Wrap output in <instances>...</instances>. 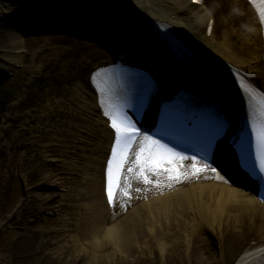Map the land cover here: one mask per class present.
Masks as SVG:
<instances>
[{
  "label": "bare ground",
  "instance_id": "6f19581e",
  "mask_svg": "<svg viewBox=\"0 0 264 264\" xmlns=\"http://www.w3.org/2000/svg\"><path fill=\"white\" fill-rule=\"evenodd\" d=\"M43 1L0 0V78L16 70L20 63L26 66L25 62L28 63L27 67L34 70L39 64L45 68L51 58L59 60L56 64L57 68L62 69L70 65L72 50L62 47L64 38L51 39L50 43L35 51L26 48L27 51L23 55L24 37L17 31L16 23L13 25L10 23L18 13L25 10L37 15L36 25H40V18H43V23H47L48 28L55 25L56 30L60 25L63 26V31L69 33L75 32L76 25L88 26L89 29L94 27L96 33L92 36L96 37V40L97 38L103 40V44L114 45V51H117L114 54L125 52L137 57L143 53L135 45L132 46L131 41L129 42L124 35H121L117 26L112 23V18H106L105 12L99 16L92 9L84 10L79 7L60 9L57 4L53 5L58 0H48L50 4ZM99 1L106 2V0H91L90 4ZM115 1L131 25L142 30L161 48L168 69L165 71L158 69L160 72H156L149 68L160 83L167 84L173 75H180L182 70L165 43L151 27H148L149 22L167 26L205 55L222 64L240 69L255 84L264 89L263 28L256 9L246 0H220L218 5L208 8L207 11L203 10V6L200 8L192 4V0ZM211 20L214 22L211 23ZM72 24L75 27L70 30L69 27ZM211 24L213 30L209 34L207 30ZM25 44H27L26 41ZM87 47L89 45H86ZM106 54L110 58L106 64L115 62L114 54L110 52ZM125 63L132 64L128 61ZM73 100L76 109L83 113L84 119L71 159L73 162L78 160L87 162L89 166L87 182L94 190L95 196L99 198L101 206H96L88 218H82L76 222L75 227L63 239L68 245L67 250L52 256L46 248L60 243L57 235L59 231L42 230L37 227V223L44 218L46 212H61L60 206L56 207V203L57 199L62 197L61 187L67 183L58 176L50 179L51 175L48 174L45 166L43 169L45 182L42 185L49 184L53 189L50 191L36 189L32 192L26 190V193H31L37 199L41 212L34 216L21 236L20 246L23 248L18 252L20 264L127 263L126 258L130 254L144 253L145 249L138 244L152 241L154 229L160 228L164 219L168 220L170 228H174L180 226L181 221L188 225L189 215L193 216V221L198 226L192 225L187 229L191 234V245L187 250L193 264H239L249 252L264 247V201L256 197L252 191L264 186V174L252 175L249 172L248 159L244 155H239L236 150L242 142L241 134L244 128L253 130V139L259 141L257 135L259 128L258 125L251 123L250 107L236 109L227 131V142L223 147H218L219 152L216 150L217 159L204 161L173 149L185 157L183 160H178L176 165L181 173L178 180L170 179L164 172L149 174L150 182L143 181L140 192H136L135 187L129 186L128 183V178H131L134 173L126 171L127 167L133 165L131 163L126 165L113 207L117 210L123 203L122 210L125 209L127 216L124 217L123 222L115 224L114 215H111V203L105 192L104 175L106 159L114 140L113 132L101 116L96 94L88 78L77 83ZM153 114L151 109L147 112L142 123L144 131L141 141L137 145L143 144L144 136L153 138V135L148 132L152 129ZM160 143L165 144L161 141ZM19 149L29 151L30 146L20 144L16 151ZM137 150L139 151V147L136 148ZM228 156L231 157L229 167L226 165ZM23 157H19L17 163L16 152L6 153L3 146H0V212L10 208L13 200L15 164L17 163V167L21 170L22 163L25 161ZM45 157L47 164L57 160V157L51 156L50 152H47ZM206 165L208 167H205ZM194 166L201 171H195ZM212 169L219 170L217 174H214ZM19 173L21 174V171ZM25 179L26 182H30L32 176ZM67 193L72 192L68 190ZM28 197L25 196L20 201L18 208L11 212L10 216L20 215ZM142 209L145 214H148L147 219L137 221V226L142 229L133 230V236H131L130 228H135L132 219L134 215L139 214L140 210L142 212ZM176 210H180L184 216L179 217ZM153 211L158 213V220L151 215ZM45 224L50 225V222L47 221ZM215 234H219V237L223 236V244L221 242L219 245L218 255L214 259L205 258L202 247L207 242L205 238L212 240L214 238L212 235ZM129 235L131 238L126 239ZM154 243L157 254L167 259L168 251L162 249L159 242ZM177 249L183 251L181 243ZM142 260L143 258H139L137 263H142ZM259 262L264 264V253L259 257Z\"/></svg>",
  "mask_w": 264,
  "mask_h": 264
},
{
  "label": "rangeland",
  "instance_id": "374dc122",
  "mask_svg": "<svg viewBox=\"0 0 264 264\" xmlns=\"http://www.w3.org/2000/svg\"><path fill=\"white\" fill-rule=\"evenodd\" d=\"M80 1L58 0L53 5L59 4L76 8L82 5ZM43 2L46 3V1ZM219 3L220 0H206L205 7L211 8ZM46 4L50 3L47 2ZM35 17L37 16L30 18L25 14H19L10 24L20 23L22 26H29L28 31H32L33 25L36 26V24L31 23V21L35 22ZM56 29L55 27L48 28L47 23H43V20L40 21L37 30L47 31L48 35L24 38L22 47L24 51H26L25 47L35 51L50 43L51 39L65 37L68 40L63 43V47H70L74 50L70 59L72 60L70 67L66 69L57 68L58 59L48 61L43 71L38 70L41 65H38L37 70H34L30 67L23 68V64H19L16 71L10 73L7 78L0 80V82H3L0 84V146H3L6 153L16 152L17 163L19 157L26 153L25 150L16 151L17 146L20 144H29L31 146L26 156H24L25 161L21 167V174L17 168V163L15 164V182L12 186L13 200L10 208L0 212V226L5 224L3 233L0 236V264H20L18 252L23 248L20 246V237L27 224L33 220L35 214L41 211V207L30 193L28 194L30 197L20 216H9L11 212L17 209L21 199L27 196L26 190L30 191L39 188L44 191H50L53 189L49 184L42 185L44 182V166H46L48 173L52 175L51 179L59 176L68 183L61 188L63 197L58 199V205L61 206L62 211L67 216L65 217L62 213L56 215L53 212H48L45 214L44 220H48L50 225L44 226V220L37 224L42 230H61L58 233L60 243L46 248V251L50 252L52 256L67 250L68 245L63 241L64 237L75 227L76 221L80 217L89 215L90 208L99 203V199L95 197L94 190L87 183V170L89 168L87 162L85 160L73 162L71 159L74 144L79 138L80 128L83 126L84 119L83 113L76 110L71 101L75 96L77 82L86 77L92 68L104 63L109 58L106 55V50L102 49L100 45L94 42L81 41L65 34L61 35L62 33L60 32L65 31ZM52 32L58 34H52ZM131 38L135 40L132 36ZM25 41L27 44H24ZM87 44L89 47L86 48ZM90 54L100 59L93 60ZM39 100L41 101L39 102ZM20 101L21 106H15ZM47 152L57 157V160L47 164L45 157ZM123 173L124 171L121 172V177ZM27 176L33 177L30 184L25 181ZM140 181L141 179L138 176L132 181L135 191L140 186ZM69 189L72 190L71 195L67 194ZM122 207L123 204L121 203L116 210L117 212L113 214L116 215L115 224L123 222L125 220L124 217L127 216L125 211L121 210ZM111 211H113V207H111ZM138 213L132 219L135 228H130L131 236H133V230L142 229L137 226V221L139 219H147L148 216L143 209L142 212L140 210ZM176 213L179 217L184 216L180 210H176ZM151 215L156 220L159 219L157 212L153 211ZM182 219L185 220V218ZM192 219L193 216L189 215V218H187L188 225L181 221L180 226L174 228H170L168 220L164 219L160 228H153L154 239L152 241L138 244V246L140 245L145 249L143 254L139 252L130 254L126 258L127 263L118 264H193L187 250L191 245V234L190 230L187 231V229L192 225L198 226ZM65 221H67L66 225L64 224ZM143 229L146 232L145 228ZM219 234L212 235L214 240H206L204 237L205 241H207L202 246L205 258L214 259L218 255V247L221 242L223 244V236L220 235L219 237ZM130 238V235L126 237V239ZM219 238L220 241H218ZM154 242H159L161 248L168 251L167 259L157 254ZM180 243L183 251L177 249ZM139 258H143L142 263H137Z\"/></svg>",
  "mask_w": 264,
  "mask_h": 264
},
{
  "label": "snow or ice",
  "instance_id": "6c2138e0",
  "mask_svg": "<svg viewBox=\"0 0 264 264\" xmlns=\"http://www.w3.org/2000/svg\"><path fill=\"white\" fill-rule=\"evenodd\" d=\"M250 2L255 4L257 0H250ZM259 5L257 9L258 16L260 22L264 24V0H259ZM261 97V102L264 104V93L261 94ZM104 114L109 117L111 128L115 132L112 159L108 162V194L110 201L112 200V189L114 186H119L121 172L129 163L133 166L127 167L126 171L137 174L138 178L143 179L145 183L150 182L149 174L155 175L160 172L167 173L170 179H180L181 173L176 165L178 160H183L185 157L151 136H144L143 144L138 145L139 151H135L133 154V145L140 135V130L118 106H109ZM262 116H264V110H262ZM258 138L261 149L264 151V126L261 127ZM260 168L261 171H264V158L261 159ZM194 170L201 171V169H195V166ZM212 170L215 171V169ZM261 251L264 252V249Z\"/></svg>",
  "mask_w": 264,
  "mask_h": 264
}]
</instances>
